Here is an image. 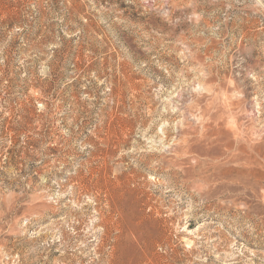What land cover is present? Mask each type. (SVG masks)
<instances>
[{"label": "rangeland", "instance_id": "374dc122", "mask_svg": "<svg viewBox=\"0 0 264 264\" xmlns=\"http://www.w3.org/2000/svg\"><path fill=\"white\" fill-rule=\"evenodd\" d=\"M0 264H264V0H0Z\"/></svg>", "mask_w": 264, "mask_h": 264}]
</instances>
